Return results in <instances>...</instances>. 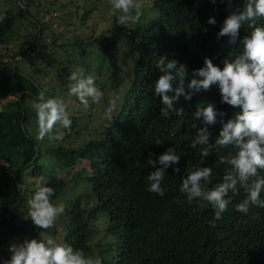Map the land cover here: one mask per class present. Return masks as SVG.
I'll return each instance as SVG.
<instances>
[{
  "label": "trees",
  "instance_id": "16d2710c",
  "mask_svg": "<svg viewBox=\"0 0 264 264\" xmlns=\"http://www.w3.org/2000/svg\"><path fill=\"white\" fill-rule=\"evenodd\" d=\"M43 1L46 7L42 13L49 7L63 12L65 5L54 0H0V14L6 16L0 22V251L6 252V259L10 258L11 243L45 238L44 231L28 216L27 201L38 187L48 186L55 190L51 197L54 204L62 196V202L69 197L65 203L69 206L61 216L69 218V244L86 256H101L103 264H237L239 256L264 264V209L254 211L244 225L206 232L212 212L196 202L188 204L179 192L182 178L201 166L213 169L209 186L213 187L230 168L219 159L230 158L236 151L229 146L204 159L199 146L190 147L196 132L191 124L201 126L193 119L195 109L213 103L227 114L225 121L239 109L221 104L219 90L212 86L207 92H194L191 101L181 98L177 106L184 107L183 116L166 118L154 92L155 81L162 74L157 67L160 57L186 65L187 84L205 58L223 67L224 59H234L242 52L243 38L252 31L247 23L234 46L227 44V37L217 40L216 33L230 12L243 10L245 0H232L231 7L227 0L215 4L210 0H152L149 7L141 8L143 15L137 24L121 26L117 17H111L109 35L80 34L81 38L68 42L76 50L63 51V62L56 60L59 67L48 74L56 80L52 86L35 78L40 70L34 75L24 71V62L40 45L37 36L49 30L46 23L35 25L42 13L33 16V7L39 14ZM83 2L84 19L92 12L94 0ZM105 8L99 9L106 12ZM209 17L215 18V25L207 23ZM33 19L35 34L31 38L28 23ZM256 26H264V20H257ZM52 32L51 49H61L54 47L59 35ZM14 39L16 45L11 46ZM121 44L126 53L121 54ZM85 58L91 61H83ZM79 67L86 75H94L96 86L105 93L100 104L90 102L88 109L68 94L72 83L68 77ZM42 89H47L46 98L65 103L72 125L70 130L56 127L54 135L62 139H37L32 105ZM113 96L119 97L118 113L111 121L100 123L99 116H104ZM220 129V124L209 126L210 142ZM158 139L164 143L155 144ZM43 141L45 146L40 144ZM169 147L180 157L179 164L173 166L180 172L166 169L162 182L166 191L161 197L146 191L147 177L155 170L147 160L149 153L155 160ZM57 169L61 177L55 175ZM259 174L264 177V171ZM68 182L86 192L71 196L65 188ZM93 239L96 241L91 244Z\"/></svg>",
  "mask_w": 264,
  "mask_h": 264
},
{
  "label": "clouds",
  "instance_id": "9594fccd",
  "mask_svg": "<svg viewBox=\"0 0 264 264\" xmlns=\"http://www.w3.org/2000/svg\"><path fill=\"white\" fill-rule=\"evenodd\" d=\"M216 2L210 0L212 4ZM220 2L224 3L225 0ZM109 3V15L117 17L119 25L140 22L143 12L138 0H109ZM227 4L231 7L232 0H227ZM5 19L6 16L0 14V22ZM257 20H264V0H245L243 10L230 12L216 33V39L227 37L229 46L236 45L240 29L247 23L252 31L243 38L242 52L234 59H224L223 67L205 58L203 67L194 70L193 78L187 84L186 65L178 66L175 60L165 62L164 57H160L157 65L162 74L155 81L154 92L163 105L160 108L162 116H183L184 107L177 106L181 98L191 101L194 92L201 89L207 92L212 86L218 88L221 104L239 109L226 121L224 118L227 114L218 111L213 103L197 107L193 112V119L200 121L201 126L191 124L196 132L190 147L199 146L202 158L229 146L236 150L230 158L219 159V163L230 165V168L213 187H209L213 183L211 167H197L182 178L179 192L186 197L187 203L196 202L198 207L212 212V220L206 223V232L244 225L254 211L264 209V177L259 174L264 171V26H256ZM45 23L38 20L35 25L38 27ZM207 23L215 25L216 20L209 17ZM37 40H40L39 36ZM68 78L72 82L68 89L69 96L76 97L84 109L89 108L90 102L100 104L104 99L105 93L96 86L95 76L86 75L83 67L77 68ZM46 92L47 89H42L32 105L36 112L37 139H62L54 135V130L57 126L70 130L72 121L64 101L46 98ZM118 100L116 96L109 99L104 108L105 119L111 121L117 115ZM217 124L221 125V129L215 141L210 142L212 133L209 126ZM163 143L159 139L155 142L157 145ZM151 157L149 153L147 165L155 170L147 177L150 183L146 191L163 197L166 189L162 187V182L166 169L178 165L180 157L172 147L155 160ZM157 163L160 167H157ZM173 172L179 173L180 169L173 167ZM55 175L62 173L57 169ZM54 195L52 187L40 186L27 201L29 218L34 226L44 232L54 229L58 218L66 212L64 202L54 204L51 201ZM8 251L10 258L4 260L3 264H103L101 256H86L83 250L74 249L71 244L58 242L51 236L39 240L25 238L22 242L11 243ZM237 264L253 263L239 256Z\"/></svg>",
  "mask_w": 264,
  "mask_h": 264
},
{
  "label": "rangeland",
  "instance_id": "374dc122",
  "mask_svg": "<svg viewBox=\"0 0 264 264\" xmlns=\"http://www.w3.org/2000/svg\"><path fill=\"white\" fill-rule=\"evenodd\" d=\"M42 1V0H41ZM50 1V0H47ZM55 4H64L65 6L63 7V12H60V10L54 9L52 7H49L48 10L44 13L43 9L46 7V1H43L40 8V12H38L35 9V6L33 7V16L40 15L39 20L41 22H46L47 26L49 28L46 30H42L41 35L39 36L40 41H39V46L37 47V51L34 52L30 57L29 60L24 62V71H30L31 75H34V72H38V70L41 71L39 73L40 75H34L35 78H41L45 79V85H54L56 83L55 78H52L51 75H48L51 72L56 71L57 67H59L58 63L56 60L63 62L64 54L63 51H71L76 50L73 46H71L70 43L74 38H81L79 35L81 34L82 36L86 37L90 35L91 37H96L99 33L104 32L107 35H109V29H110V19L112 16L109 15L110 11V3L109 0H97V2L94 0V2L91 4L90 7H92V12L86 16V18H81L82 13L86 10L85 7L82 8V6H85V3L83 0H54ZM141 8L142 7H149L150 3L152 0H138ZM103 5L106 6L104 12L103 10L99 9L103 7ZM64 16H60V15ZM151 15V14H150ZM17 19V18H16ZM36 20H31L30 24L28 23L29 29H31L32 36L35 34V28L33 29V25L35 24ZM64 21H67V24H65ZM24 28H21L20 31L21 33L23 32ZM53 31V32H52ZM58 34L59 37L57 38V42H55L54 47H61L59 48H52L51 49V41H52V36L50 33ZM29 38V39H31ZM68 43V44H66ZM11 46L16 45V40L14 39L11 44ZM41 46V48H40ZM62 50V51H61ZM121 54L126 53L127 49L126 47L121 44ZM42 57V58H41ZM15 58L12 59V61ZM18 59V58H17ZM121 60H123L122 57H120ZM38 62L37 64H34V61ZM91 61L89 58H85L83 61ZM22 60H17V63L21 62ZM117 64L120 66L121 63L116 60ZM46 65H49L48 67L45 68ZM4 69L8 68V64L4 65ZM1 69V68H0ZM121 71V69H120ZM23 73V72H22ZM101 122H105L107 119H105L104 116H99ZM33 124V123H32ZM45 141V139H44ZM43 142H40L42 146H45ZM58 177H61L58 176ZM26 179H29L28 177ZM67 189H69L71 196H74L75 192H81L82 194L86 192V189H82L78 187L79 190H76L73 188V183L68 182L66 185ZM66 192V189H65ZM63 196L61 197V199ZM68 198L66 197L63 199V202L66 203L68 202ZM61 199H58L55 201V203L62 202ZM66 206H69L66 204ZM68 217L64 216L61 218H58L56 226L54 229H49L47 232H44V237L45 236H51L52 238L56 239L58 242H68V230L69 227L67 226L68 224ZM95 224L97 222H94ZM97 225V224H96ZM99 227V226H98ZM99 236L96 237V239ZM96 239H93L90 243L93 244ZM97 247L94 248V251H96ZM6 252L0 251V259L3 262L4 260H7L6 257L7 255L5 254Z\"/></svg>",
  "mask_w": 264,
  "mask_h": 264
}]
</instances>
